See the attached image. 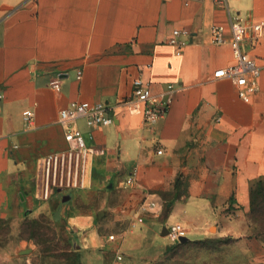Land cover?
Instances as JSON below:
<instances>
[{
  "label": "crops",
  "instance_id": "obj_1",
  "mask_svg": "<svg viewBox=\"0 0 264 264\" xmlns=\"http://www.w3.org/2000/svg\"><path fill=\"white\" fill-rule=\"evenodd\" d=\"M232 20L264 22V0H0V264L29 263L23 242L6 240L26 220L54 218L59 201L70 208V193L41 198L40 177L45 155L67 147L60 111L73 101L115 113L96 130L76 122L89 145L107 149L91 157L83 190L103 198L118 219L109 225L126 234L123 219H134L144 233L175 224L178 209L188 239L232 237L230 261L264 264V236L249 218L252 189L264 180V35L249 28L242 44L260 67V89L246 101L214 76L234 63ZM213 25L224 26V43L213 41ZM174 28L191 31L181 55L169 43ZM138 77L155 93L174 85L170 111L152 124L123 104ZM144 201L155 202L151 211H141Z\"/></svg>",
  "mask_w": 264,
  "mask_h": 264
},
{
  "label": "built area",
  "instance_id": "obj_2",
  "mask_svg": "<svg viewBox=\"0 0 264 264\" xmlns=\"http://www.w3.org/2000/svg\"><path fill=\"white\" fill-rule=\"evenodd\" d=\"M249 28H252L255 32L256 39L264 35V22L246 25L237 20H232V38L229 42L233 50L234 63L220 68L214 73L216 77L229 78L235 84L238 94L246 101H249L251 95L260 89V67L257 60L244 51L242 47ZM211 31L214 42L219 44L225 42L222 33L224 31L223 25H213ZM190 34L191 31L188 28L173 29L169 43L176 47L178 55L182 54ZM81 74L82 72L79 71V78ZM53 87L56 91H60V82H54ZM3 97V94H0V103ZM174 98L173 84H169L166 91L155 93L150 81L138 77L133 81V96L124 100L123 104L131 114H141L146 123L152 124L170 111ZM1 112L0 104V115ZM23 115L25 122L30 123L34 111L27 109L23 112ZM80 118H84L87 126L96 130L114 124L115 113L104 102L73 101L61 109L60 124L65 129L64 138L67 147L49 152L43 158L40 177V196L43 200H50L58 193L67 194L72 190L86 188L91 157L107 152L106 148L96 145L91 146L87 143L83 131L76 125L77 120ZM93 137V134H90V138ZM2 152L3 147L0 143V154ZM162 152L163 150L158 151V153ZM137 176L138 169L133 168L125 179V184H134ZM154 206L155 202L144 201L140 209L143 212H149ZM167 236L174 243L180 242L182 237L187 236V229L179 223L171 224L168 227ZM109 239L115 240L116 235H109ZM123 261V254L117 252L111 264H124Z\"/></svg>",
  "mask_w": 264,
  "mask_h": 264
},
{
  "label": "rangeland",
  "instance_id": "obj_3",
  "mask_svg": "<svg viewBox=\"0 0 264 264\" xmlns=\"http://www.w3.org/2000/svg\"><path fill=\"white\" fill-rule=\"evenodd\" d=\"M108 137L114 140L115 133ZM86 192L83 189L70 191L71 199L66 204L70 208H64V203L59 201L56 207L60 212L50 210L54 218L47 214L37 224L30 225L31 221H27L22 225L20 238L13 235L6 240L23 242L28 264H110L117 252L123 254L124 264H242L229 260L230 252L237 254L232 241L212 239L206 243L178 244L162 235L163 226H150L142 233L134 226V219L129 218L122 222L132 228L123 234L116 225H109L118 219L107 206L103 207V198L91 193L84 197ZM74 212H78L81 223L72 220L70 215ZM181 219L176 209L171 221L178 223ZM111 234L116 235L115 240L109 239Z\"/></svg>",
  "mask_w": 264,
  "mask_h": 264
},
{
  "label": "trees",
  "instance_id": "obj_4",
  "mask_svg": "<svg viewBox=\"0 0 264 264\" xmlns=\"http://www.w3.org/2000/svg\"><path fill=\"white\" fill-rule=\"evenodd\" d=\"M252 198V206L251 211L249 213V218L254 224V232L253 234L262 237L264 236V180H259L252 189L251 193ZM47 217V214L43 213L37 218L28 219L27 221H31L30 225L37 224V222L44 220ZM215 241L218 242H230L233 240L232 237H224V238H215ZM212 239H202V240H190L186 239L185 241L177 242L178 244H188L192 242L196 243H206Z\"/></svg>",
  "mask_w": 264,
  "mask_h": 264
},
{
  "label": "water",
  "instance_id": "obj_5",
  "mask_svg": "<svg viewBox=\"0 0 264 264\" xmlns=\"http://www.w3.org/2000/svg\"><path fill=\"white\" fill-rule=\"evenodd\" d=\"M69 199H70V195H67V196L64 197V201H67ZM167 234H168V227L164 226L162 235L163 236H167ZM186 239H188V238L187 237H182L180 241H185Z\"/></svg>",
  "mask_w": 264,
  "mask_h": 264
}]
</instances>
